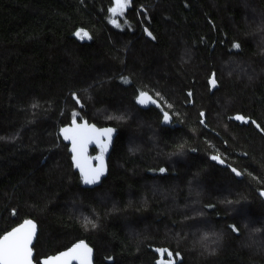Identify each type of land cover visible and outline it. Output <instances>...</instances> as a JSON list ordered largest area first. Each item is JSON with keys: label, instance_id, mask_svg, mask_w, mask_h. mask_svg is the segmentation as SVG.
I'll return each mask as SVG.
<instances>
[{"label": "trees", "instance_id": "trees-1", "mask_svg": "<svg viewBox=\"0 0 264 264\" xmlns=\"http://www.w3.org/2000/svg\"><path fill=\"white\" fill-rule=\"evenodd\" d=\"M113 4L0 0V236L35 220L34 264L77 240L94 264H264V0H129L120 27ZM73 119L115 132L94 187Z\"/></svg>", "mask_w": 264, "mask_h": 264}, {"label": "snow or ice", "instance_id": "snow-or-ice-1", "mask_svg": "<svg viewBox=\"0 0 264 264\" xmlns=\"http://www.w3.org/2000/svg\"><path fill=\"white\" fill-rule=\"evenodd\" d=\"M129 5V0H114V5L109 9L112 16L111 23L116 27H120L117 23V17L122 16ZM75 35L81 39H90L87 31L83 29L78 30ZM151 35V33H149ZM234 47L238 48L240 45L234 44ZM210 83L215 85L216 81L213 78ZM138 103L147 104L151 101L146 93H141L137 98ZM155 103V101H151ZM203 116L204 114L201 113ZM238 120H243L241 116L235 117ZM170 119L167 112L164 113V121L167 122ZM203 122V121H202ZM254 123V122H253ZM61 132L65 140H70L72 147V160L74 167L78 168L81 172L82 180L85 184H94L98 182L101 176L105 172V166L103 163V153L107 151L108 142L111 140V134L113 129H105L100 132L86 124H76L75 119L73 120V126L70 128H63ZM104 137V141L101 142V155L97 157L100 163L96 167H92L85 157V152L87 151V145L94 139L100 142V138ZM214 160L220 159L218 156L212 157ZM223 163V160H220ZM165 169L161 168L160 172H164ZM236 172V169H232ZM240 175L239 172H236ZM264 195V192H261ZM233 231H238V229L233 225ZM36 235V225L32 221H25L24 224L20 225L18 228L13 229L10 232L5 233L0 236V264H33V251H32V241ZM167 264H177L180 254L175 253V258H173V253L167 252ZM92 249L84 244L83 241L74 244L65 252H61L57 256L48 257L44 259L41 264H72L73 261H78V264H91ZM108 259H111L109 257Z\"/></svg>", "mask_w": 264, "mask_h": 264}, {"label": "water", "instance_id": "water-1", "mask_svg": "<svg viewBox=\"0 0 264 264\" xmlns=\"http://www.w3.org/2000/svg\"><path fill=\"white\" fill-rule=\"evenodd\" d=\"M143 93H146L149 97H151V101H155V103L149 101L147 104H143V105H142V104L138 103V99H137V100H136V104H137L138 107H140V108H144V109H145V108H148V107H156V106H158L159 101H158L155 97H153V96H152L151 94H149L148 92H143ZM139 96H140V95H139ZM139 96H138V97H139ZM73 120H74V119H73ZM73 120H71L70 122H68V123H66V124L61 125V126L59 127V129H58V135L61 137V139L63 140L64 143H66V144L69 145V150H70V153H71V158H72V152H71L72 144H71V141H70V140H65V139H64V136H63V134H62V132H61V129L72 127V126H73ZM75 122H76V124H81V125L86 124V125H88V126H92V127H94V128L97 130V132H100V131H102V130L109 129V128L112 129L110 126H98V125L94 124L93 122H88L86 119H82V120H76V119H75ZM167 122H169V121H167ZM114 138H115V132H114V130H113V132H112V134H111V140L108 142L107 151L111 148ZM104 139H105L104 137H101V138H100V142H98L97 140L94 139L93 141H91V142L88 143V145H87V151L85 152V157H86V159L88 160V162L90 163V165H91L92 167H96V166L100 163V161L97 159V157H99L100 155L97 156V157H95V158L90 157V149H91L92 147H101V142L104 141ZM105 152H106V151H105ZM72 163H73V160H72ZM103 163H104V166H105V172H104V174L101 176L100 180H99L98 182L94 183V184H85V183H84L86 186L94 187V186H96L97 184L100 183V181L102 180V178L104 177V175L106 174V171H107V157H106L105 155H103ZM73 165H74V163H73ZM75 169L78 171V173H79L80 176H81V172H80V170H79L78 168H76V167H75ZM81 178H82V176H81ZM261 192H264V190H261V191H260V195H261ZM261 196H262V198L264 199V195H261ZM25 221H32V222L36 225V235H35V237L33 238V241H32V244H31V247H33V244H34V242H35V240H36V237H37V234H38V224H37V222H36L35 220H33V219H25V220L19 222L18 224H16L15 226H13L12 228H10L9 230L5 231L1 236H3V235H4L5 233H7V232L12 231V230L15 229V228H18L20 225L24 224ZM81 241H83L85 245H87L89 248L92 249L91 264H94V249H93L92 246L89 245L85 240H77V241L73 242L72 244H70L68 247H66V248H64V249H62V250H60V251H58V252H56V253H53V254H50V255H47V256L41 257V258L39 259L40 264H41V262H42L44 259H46V258H48V257H54V256H57V255L60 254L61 252H65V251H67V250H68L69 248H71L74 244H77V243H79V242H81ZM32 251H33V248H32ZM33 264H34V252H33ZM72 264H78V261H73Z\"/></svg>", "mask_w": 264, "mask_h": 264}, {"label": "rangeland", "instance_id": "rangeland-1", "mask_svg": "<svg viewBox=\"0 0 264 264\" xmlns=\"http://www.w3.org/2000/svg\"><path fill=\"white\" fill-rule=\"evenodd\" d=\"M113 5H114V4H113ZM112 7H113V6H112ZM76 32H77V31H76ZM76 32H75V33H76ZM75 36H76V35H75ZM76 37H77V36H76ZM81 218H82V217H81ZM82 219H83V218H82Z\"/></svg>", "mask_w": 264, "mask_h": 264}]
</instances>
